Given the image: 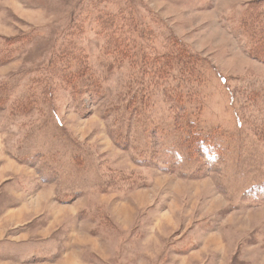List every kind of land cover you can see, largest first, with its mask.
<instances>
[{"label":"rangeland","instance_id":"obj_1","mask_svg":"<svg viewBox=\"0 0 264 264\" xmlns=\"http://www.w3.org/2000/svg\"><path fill=\"white\" fill-rule=\"evenodd\" d=\"M249 8L264 43V0H0V264H264V62L241 32ZM98 13L132 19L126 57L104 50L114 23ZM67 37L80 85L53 76L44 89ZM170 40L204 62L200 85L168 66ZM195 122L224 132L210 156L181 133Z\"/></svg>","mask_w":264,"mask_h":264},{"label":"trees","instance_id":"obj_2","mask_svg":"<svg viewBox=\"0 0 264 264\" xmlns=\"http://www.w3.org/2000/svg\"><path fill=\"white\" fill-rule=\"evenodd\" d=\"M119 16L122 17L121 22H117V18ZM257 17L258 15L256 9L254 8L245 9L243 13V17L241 18V24H245L246 26L243 28L241 32L244 36L245 35L247 36L248 44L250 47V56L254 59L264 62V43L261 41L262 38L259 37L262 31L261 29H259L261 27V24L256 21ZM97 18L101 20V22L105 21L106 23H108L109 21H111L112 23H114L112 26L114 28V31H112L113 33L108 31L105 34V46L103 47L104 50H106V52H112L113 56L117 58L126 57L127 50L130 49V47H133L135 37L137 35L139 36V31L136 32L135 25H133L130 16L129 15L126 16L124 14L120 15L116 13H112V14L98 13ZM146 31H147V35L149 34L151 38L155 34L151 29H146ZM170 43L171 44L167 45V47L164 49V52L162 53L163 57L170 59L168 66L178 65L182 67L184 74L188 76L189 80L194 82V85L196 84L195 86L200 85L202 83L203 73H201L200 70L197 71V68L199 67L202 68L204 66V62H200L197 57H193V55H189L190 53L188 52L187 48L185 46H182L179 42H176L175 40H170ZM79 49L80 47L74 43V40L71 39L70 37H67L65 43L61 46V50H59V55L57 56L56 59L57 61L55 62V65H52L51 70L49 71L50 73L45 76H42L43 78L37 79L36 82L39 83V85L41 84L44 89L49 88L53 80V76H56L59 79L61 78L66 79L67 81L70 82V84L75 85L77 90V85H80V83L72 82L70 78H74V76H76V74L78 73L80 74V71L84 70V67H86L85 64L80 63L77 66L78 68L71 70L72 69L71 67L74 66V64L72 65L71 63V60L76 61V59H79V57L82 58V54L80 53ZM138 60L139 59L136 58L137 62ZM139 62H141V65H143L142 60H140ZM151 62L152 59L150 58L146 62L147 71L153 70L154 68V65H151ZM114 65L116 67H119L122 64H114ZM63 66L65 67V69L63 68ZM155 68L156 70L158 69L161 70V66L159 65H157ZM5 87L6 85L3 86L4 90L6 89ZM14 88H16V83L15 81L14 82L12 81V83L7 87V92L14 90ZM195 89L196 88L194 87L191 88L192 92L188 93V97L185 98L187 100L184 101L186 104L192 101L194 106L197 107L196 104L198 105L201 97L199 98L197 97L198 93L196 91L197 89L196 90ZM189 94H191V97ZM23 96H26L25 93L18 94L17 100L22 101ZM46 96L41 94L43 100L47 99ZM172 97L176 104H180L181 103L180 100H183V97L180 94H178L177 96L173 95ZM37 101L40 100L34 99L35 103H37ZM28 102L26 104H29ZM26 104H24V107L26 106ZM21 106H23L22 102H21ZM180 106L182 107V103L180 104ZM185 111L187 113L186 109L184 110V112ZM196 125H197L196 122L195 124H193V126L192 123H188L186 127L187 129L183 128L181 130V133L185 132L184 135L186 137L185 140L187 141V146H189L190 150H192V153L197 154L198 152H200L202 156L203 155L210 156L215 151V148L213 146L214 140L211 141L210 139H213L216 136L215 135L216 132L222 135L224 134V132L218 127L210 126L208 128L203 129L204 128L203 126L195 127ZM260 126L262 127V125ZM217 139L218 138H216L215 140L218 141Z\"/></svg>","mask_w":264,"mask_h":264}]
</instances>
